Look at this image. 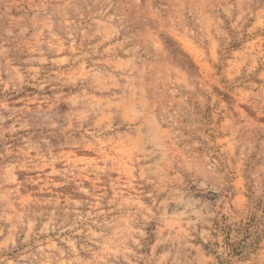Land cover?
<instances>
[{
	"label": "rangeland",
	"instance_id": "374dc122",
	"mask_svg": "<svg viewBox=\"0 0 264 264\" xmlns=\"http://www.w3.org/2000/svg\"><path fill=\"white\" fill-rule=\"evenodd\" d=\"M0 264H264V0H0Z\"/></svg>",
	"mask_w": 264,
	"mask_h": 264
},
{
	"label": "trees",
	"instance_id": "16d2710c",
	"mask_svg": "<svg viewBox=\"0 0 264 264\" xmlns=\"http://www.w3.org/2000/svg\"><path fill=\"white\" fill-rule=\"evenodd\" d=\"M224 226L227 228V231H226V228L223 227V229H225V233L226 234H229V228H230V226H228V225H224Z\"/></svg>",
	"mask_w": 264,
	"mask_h": 264
}]
</instances>
